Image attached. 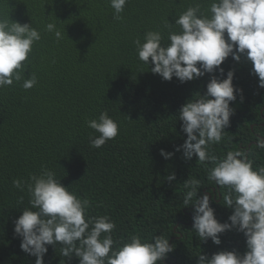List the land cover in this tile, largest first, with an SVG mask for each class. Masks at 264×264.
I'll list each match as a JSON object with an SVG mask.
<instances>
[{
    "label": "trees",
    "instance_id": "trees-1",
    "mask_svg": "<svg viewBox=\"0 0 264 264\" xmlns=\"http://www.w3.org/2000/svg\"><path fill=\"white\" fill-rule=\"evenodd\" d=\"M194 2L207 9L208 0H128L118 21L106 0H0V13L32 23L42 34L24 71L25 78L35 73L37 84L25 90L22 82H14L0 89V264L35 262L14 234L13 221L29 197L12 182L38 174L41 165L53 169L69 191L91 201L88 215L111 217L117 226L114 239L168 236L175 247L159 264H196L200 251L244 253L243 233L226 231L216 245L200 241L191 230L193 208L183 206L187 178L201 180L198 195L216 193L210 206L218 221L231 214L223 205L227 190L207 179L212 165L200 164L195 156L185 160L182 152L168 160L160 155V149L174 151L183 143L186 134L176 114L193 94L206 92L209 74L184 83L163 80L151 72V63L138 60L133 44L149 29L161 30L166 40L164 18L174 23L175 15ZM53 18L66 34L59 42L43 31ZM221 67L225 73L234 69L233 84L243 91L230 102V124L210 152L223 157L245 149L253 168L264 166V149L256 147L257 138H264V88L243 57L237 63L229 56ZM102 111L117 121L119 134L97 149L89 136L99 134L85 121ZM173 172L175 180L167 181ZM47 247L44 264H78L74 254L71 260L61 256L60 245Z\"/></svg>",
    "mask_w": 264,
    "mask_h": 264
},
{
    "label": "clouds",
    "instance_id": "clouds-1",
    "mask_svg": "<svg viewBox=\"0 0 264 264\" xmlns=\"http://www.w3.org/2000/svg\"><path fill=\"white\" fill-rule=\"evenodd\" d=\"M113 10V18L122 20L128 0H106ZM57 19L49 20L43 31L53 34L57 42L66 36L57 26ZM164 33L146 30L142 39L133 40L137 57L151 72L163 80L173 77L181 83L209 74L206 92L193 94L179 108L176 117L186 134L183 143L174 151L160 149V155L170 159L182 152L185 160L196 157L200 164L209 163L207 179L215 186L226 189L224 206L231 209L227 221L216 219L210 206L211 191L198 195L203 185L192 177L183 181V206L193 208L192 229L200 241L219 245L220 234L235 230L243 233L246 250H220L210 256L199 252L196 264H264V166L253 168L245 149L228 151L219 157L210 148L220 143L224 129L230 124L233 109L230 102L241 95L242 89L234 86V69L221 67L231 56L239 63L243 57L251 64L250 74L258 77V87L264 88V0H208L207 9L194 2L175 15L174 23L164 18ZM42 39L41 31L32 23H19L9 19V13H0V89L22 82L25 90L37 84V76L24 71L33 46ZM23 62V63H22ZM219 73V75H216ZM223 77V78H221ZM88 128L99 135L90 134L91 147L101 148L119 134V125L107 111L97 118L85 121ZM256 147L264 149V138L258 137ZM166 180H175L169 173ZM13 186L27 191L28 206L13 221L14 234L20 237L21 250L35 257L34 264H44L47 246L60 245V254L78 264H159L175 245L168 236L152 235L151 240L139 234L127 239H114L116 223L107 214L88 215L91 201L81 198L61 184L56 172L41 165L40 172L13 180ZM19 204L23 203L20 197ZM65 264V260H64Z\"/></svg>",
    "mask_w": 264,
    "mask_h": 264
}]
</instances>
